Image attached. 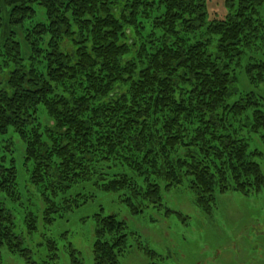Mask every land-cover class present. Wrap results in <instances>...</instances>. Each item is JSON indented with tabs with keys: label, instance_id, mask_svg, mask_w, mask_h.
Here are the masks:
<instances>
[{
	"label": "trees",
	"instance_id": "16d2710c",
	"mask_svg": "<svg viewBox=\"0 0 264 264\" xmlns=\"http://www.w3.org/2000/svg\"><path fill=\"white\" fill-rule=\"evenodd\" d=\"M1 2L19 31L26 24L23 45L11 40L0 49L4 198L19 204L13 134L39 186L44 225L101 192L122 193L140 214L162 205L160 181L169 188L187 179L207 213L217 192L264 188L260 154L244 135L264 132V97L239 96L235 70L246 48L264 39V0H224L227 16L209 21L206 0ZM244 71L264 83V61H247ZM6 202L0 251L56 264L55 239L43 237L37 262ZM25 216L33 232L37 215ZM93 221L95 264H121L141 249L126 219L96 212ZM70 264H82L73 248Z\"/></svg>",
	"mask_w": 264,
	"mask_h": 264
},
{
	"label": "rangeland",
	"instance_id": "374dc122",
	"mask_svg": "<svg viewBox=\"0 0 264 264\" xmlns=\"http://www.w3.org/2000/svg\"><path fill=\"white\" fill-rule=\"evenodd\" d=\"M206 4L208 21L227 16L224 0H206ZM25 27L26 24L19 31L9 22L6 8L0 0V49L11 40L24 44ZM252 43L254 45L247 47L237 60L236 87L239 96L253 92L264 97V83L255 85L248 81L244 71L247 61H264V39H256ZM3 58L0 56V61ZM40 116L47 120L43 113ZM247 130L244 129V135L248 138L250 149H257L260 154L254 160L264 170V132ZM12 142L19 204L10 202L4 195H0V200L5 199L6 205L12 208L16 232L25 236L24 246L33 252L39 263L42 262L41 253H44L39 243L43 242L44 236H52L58 246L56 264H70L72 248L82 264H95L92 251L94 213L103 212L126 219L134 237L130 238L131 242H140L141 249L134 247L124 254L120 257L121 264H264V188L249 195L233 190L217 192L210 213H207L196 204L187 179L169 188L160 181L162 205L148 206L140 214L130 212L121 200L124 197L122 193L101 192L72 212L63 211L64 216L57 218L52 225H44L40 216L43 215L41 208L44 205L39 199V186L33 184L30 178L31 164L23 157L24 144L15 134ZM100 207L104 210L101 211ZM30 213L37 215L38 227L33 232L27 229L25 223V215ZM147 249L154 250L156 255L146 254ZM0 264L27 262L19 253H11L3 247Z\"/></svg>",
	"mask_w": 264,
	"mask_h": 264
}]
</instances>
